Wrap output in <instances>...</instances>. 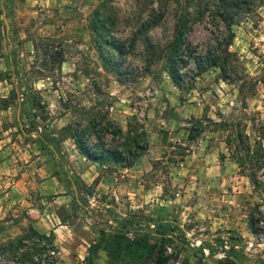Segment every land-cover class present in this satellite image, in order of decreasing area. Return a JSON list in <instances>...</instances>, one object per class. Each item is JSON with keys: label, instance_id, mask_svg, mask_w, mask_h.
Listing matches in <instances>:
<instances>
[{"label": "rangeland", "instance_id": "obj_1", "mask_svg": "<svg viewBox=\"0 0 264 264\" xmlns=\"http://www.w3.org/2000/svg\"><path fill=\"white\" fill-rule=\"evenodd\" d=\"M185 5V0H0V160H12L0 175V195L14 187L22 192L0 219V242L27 234L41 221V232L56 234L57 264H135L112 260L99 247L101 228L107 236L125 228L130 240L161 231L178 240L185 235L192 247L212 241L215 252L206 246L199 256L203 264H220L228 255L221 256L223 243L214 240L233 233L252 257L244 264H264V3L233 26L230 78L213 67L179 87L163 62L150 63L144 40L171 41L175 14ZM153 16L160 23L140 35ZM209 29L216 28L206 17L188 41L204 50L213 42ZM112 40L125 54L107 43ZM183 71L194 74V64ZM69 124L94 125L93 143L101 139L127 153L139 142L145 149L129 168L91 167ZM237 128L252 150L263 146V158L253 160L259 166L257 185L240 159L245 153L235 148ZM39 135L52 136L63 158ZM57 172L56 193L33 189ZM98 172L107 178L102 192L96 189L100 179L91 181ZM7 226L12 229L1 234ZM167 247L176 248L172 241ZM185 256L198 261L192 253Z\"/></svg>", "mask_w": 264, "mask_h": 264}, {"label": "trees", "instance_id": "obj_2", "mask_svg": "<svg viewBox=\"0 0 264 264\" xmlns=\"http://www.w3.org/2000/svg\"><path fill=\"white\" fill-rule=\"evenodd\" d=\"M184 9L177 10L176 22L174 28V36L167 44H158L150 41L146 36V49L150 54V63L160 61L164 63L163 69L166 71L173 82L179 87L185 83L187 77L196 78L200 76L208 68L218 67L223 71L225 78H230L234 72L231 58L235 53L231 51V46L235 38L233 26L242 17L256 14L258 9L263 5L264 0H185ZM194 9L193 11L191 9ZM208 17L211 25L215 26V31L209 29L213 35V42L207 48L201 50L200 46H194L188 41L189 34L193 31L194 25L203 21ZM160 23V16H153L143 27L140 28L139 34H146L147 31ZM223 27V28H222ZM112 48L121 54H125L123 47L116 41L107 42ZM114 68L118 64L112 63ZM194 64V74L190 75L183 71V68L189 64ZM193 72V70H192ZM25 105V102L22 106ZM111 125L108 117L103 120ZM77 125L82 129H74ZM69 124L70 136L74 139L78 151L87 160L101 164H121L124 167L134 165L136 159L140 156L139 150L145 149L142 145L136 143L138 149L123 152L119 148H109L100 139L98 143L91 141L90 132L94 125L81 126L78 124ZM121 132L118 126L117 134ZM44 135V134H43ZM40 136V141L45 145H54L59 158H63L60 154L58 145L54 143V138ZM235 148L245 153L240 159L250 168L248 176L252 182L259 184L257 176V168L254 166L255 157L263 158V146L259 149L252 150V146L248 141V136L244 131L237 128ZM231 144V143H230ZM262 149V152H261ZM126 153V154H125ZM240 161V160H239ZM249 161V164H248ZM244 164V165H245ZM81 204V200L77 199ZM82 205V204H81ZM169 221H164L168 223ZM126 227V226H124ZM102 235L99 247H103L112 260L124 261L127 258L135 264H203L200 256L204 255L205 247L210 248L211 253L215 252L212 241H204L199 247H192L185 235L183 240H178L174 236L170 237L167 233L158 231L156 234L143 233L142 237L130 240L126 237V229L120 228L117 232L110 236L106 235V229L101 228ZM151 236L157 237L159 240L154 241ZM175 243V250L168 252L167 243ZM215 242L224 243L223 236L217 237ZM228 241L231 248L227 251V261L219 260L220 264H244L252 257L246 252V244L244 240L233 233L228 234ZM239 245L240 248L235 246ZM183 253H192L198 256V261L192 263L188 256L182 259ZM59 247L56 243L54 233H40L31 227L27 234H21L7 241L0 242V264H57L59 261ZM200 255V256H199ZM231 258V259H230ZM182 259V260H181Z\"/></svg>", "mask_w": 264, "mask_h": 264}, {"label": "crops", "instance_id": "obj_3", "mask_svg": "<svg viewBox=\"0 0 264 264\" xmlns=\"http://www.w3.org/2000/svg\"><path fill=\"white\" fill-rule=\"evenodd\" d=\"M39 158H40V156L38 157V159ZM11 161H12L11 158H3L2 160H0V175H1V173H4V174L7 173V170H6L7 167L6 166L9 163H11ZM18 161L19 160H17V162ZM90 163L92 164L91 167H94L96 165H99L100 166L99 163H94L92 161H90ZM91 167H89V168H91ZM101 168H99L100 171H102ZM125 168H129V167H125ZM55 175H57V176L55 177L54 175H51L48 178H45L46 176H43V180L40 183L37 184V188H33V189H39L41 195H47V194H51V193H56V190L54 188V185L56 184V178H58L59 175L62 176L63 173H61L59 171V175H58V172L55 173ZM97 177L100 179V181L97 184L96 189L97 190L100 189V188L105 189V187H106L105 185L106 184L104 183V180H107V178H105L104 176H102L101 172H98V173H96V175L94 176V178H92L91 181H93ZM21 183H22V179H19L17 181V185H21ZM17 190L19 192H17ZM98 191H100V190H98ZM100 192H102V191H100ZM20 193H22L21 192V189L20 188H17V187H14L13 189L7 190V191L3 192V194L0 195V219H5L8 216V213H9L10 209H12L13 206H15L17 204V199H19L20 196H21ZM27 202H28L27 204L29 206H32V204L30 203L29 200H27ZM40 223H41V221L35 222V223H33L34 224L33 226H34V228L37 231H39L40 233H43V232H41V228L39 227V224ZM11 229H12L11 226H7L5 229L2 228V230H1L2 233L1 234H6ZM53 233L55 234V232H53ZM15 235H17V234H15ZM15 235L9 236V237H7V239H5L3 241H7L8 239H12V238L16 237ZM55 236H56V234H55Z\"/></svg>", "mask_w": 264, "mask_h": 264}, {"label": "built area", "instance_id": "obj_4", "mask_svg": "<svg viewBox=\"0 0 264 264\" xmlns=\"http://www.w3.org/2000/svg\"><path fill=\"white\" fill-rule=\"evenodd\" d=\"M223 238L225 239V242L222 244V252L220 253L222 257L226 256L227 251L231 248V244L228 241V236H223ZM235 247L240 248L239 245H236Z\"/></svg>", "mask_w": 264, "mask_h": 264}, {"label": "water", "instance_id": "obj_5", "mask_svg": "<svg viewBox=\"0 0 264 264\" xmlns=\"http://www.w3.org/2000/svg\"><path fill=\"white\" fill-rule=\"evenodd\" d=\"M5 15H6V11H4V16H5ZM5 22L8 24V20H7V18H5ZM18 118H20V110H19Z\"/></svg>", "mask_w": 264, "mask_h": 264}]
</instances>
